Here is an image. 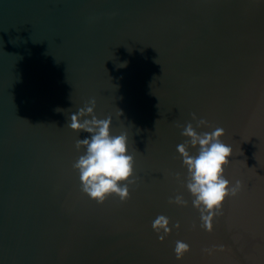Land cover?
I'll return each instance as SVG.
<instances>
[{"label": "water", "instance_id": "water-1", "mask_svg": "<svg viewBox=\"0 0 264 264\" xmlns=\"http://www.w3.org/2000/svg\"><path fill=\"white\" fill-rule=\"evenodd\" d=\"M93 98L135 157L126 202L73 168L90 134L65 124ZM193 113L225 130L242 184L211 231L177 151ZM0 264H264V0H0Z\"/></svg>", "mask_w": 264, "mask_h": 264}, {"label": "clouds", "instance_id": "clouds-1", "mask_svg": "<svg viewBox=\"0 0 264 264\" xmlns=\"http://www.w3.org/2000/svg\"><path fill=\"white\" fill-rule=\"evenodd\" d=\"M96 104L93 98L70 115V122L67 118L65 126L76 132L84 131L90 134V137L76 140V150L86 149V152L74 161L73 168L79 173L80 190L89 198L103 203L115 194L121 202H126L130 199V184L136 183L135 157L129 154L127 133L112 135V116L98 118L95 114ZM56 111L66 110L57 108ZM119 114L123 115L121 110ZM192 119L197 121L195 126L191 122L177 125L182 129L181 135L188 138L184 143L177 145V151L188 171L186 188L193 196L192 205L200 213V227L211 231L217 211L227 197L237 194L242 184L237 180L230 188V181L224 176L225 166L230 163L229 158L233 155L231 146L221 140L225 130L214 127L211 132L198 133L196 128L211 125L207 120L198 118L195 113L192 114ZM190 146L198 148V154H191ZM169 203L185 205L187 201L178 194L170 198ZM152 228L163 241L172 231L170 218L159 215L152 222ZM175 228H180L179 222L175 224ZM189 250L187 243L181 240L175 242L174 252L178 260Z\"/></svg>", "mask_w": 264, "mask_h": 264}]
</instances>
